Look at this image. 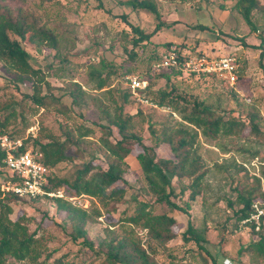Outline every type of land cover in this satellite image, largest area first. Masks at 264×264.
Returning a JSON list of instances; mask_svg holds the SVG:
<instances>
[{"label":"rangeland","instance_id":"1","mask_svg":"<svg viewBox=\"0 0 264 264\" xmlns=\"http://www.w3.org/2000/svg\"><path fill=\"white\" fill-rule=\"evenodd\" d=\"M128 0H26L17 1L13 6H22L39 13L46 26L54 30L58 37V49L35 45L17 39L27 51L32 67H39L45 73L46 83L40 93L48 97L43 107H35L27 95L33 91L35 77L21 75L0 62V121L8 113L5 134L12 139H20L26 147L33 146L32 140L41 138L43 143L50 139L65 142L68 157L58 162L53 172L57 176L71 177L76 166L88 160L106 168L110 159L102 139L115 141L120 138L117 128L110 124L109 130L101 129L96 122L99 117L115 118L135 114L129 129L143 138L147 146H154L161 157H172L167 142H158L157 136L165 127H180V115L144 105L133 98L124 97L125 84L123 71L146 78L150 93L158 98L160 91L182 95L189 101L202 102L219 113L231 112L245 117L246 110L253 106L261 115L260 127L264 132V41L258 46L260 33L264 39V9H254L252 19L257 31H251L235 7V0H152L159 17L143 9H132ZM264 4V0H259ZM122 15H125L123 20ZM162 23L149 40L133 46L136 37L132 26L139 27L144 33L154 30ZM132 25V26H131ZM204 25L205 28H196ZM245 42V43H244ZM166 43L177 47L186 55L202 54L208 58L225 55L236 57L239 67V80L229 86L218 77L199 75H172L169 84L165 79L153 76V63L165 53ZM130 51L134 56H130ZM169 71L172 69H161ZM157 71V70H156ZM104 77L108 74L107 84L97 87L96 73ZM78 83L84 91L79 103H74L69 94ZM233 88V89H232ZM103 124H108L102 120ZM154 131L155 135L153 134ZM197 154L201 157L208 173L201 181L200 193L189 200V179L182 180L168 174L172 186L179 197L171 200L186 211L172 210L166 203H155L154 196L147 191L139 162L133 155L125 160L129 166L121 187L123 195L110 199L106 207L99 199L86 195H66L72 205L86 209L92 216L85 225L88 238L97 246L99 239L111 237L121 232V224L109 226L111 222L133 212L135 198L143 199L153 205L156 214L170 213L177 221L175 230L181 232L190 220L201 231L205 250H199L194 241L184 242L180 235L166 244L154 242L156 258L161 264H264V254L254 248L251 252L240 253L241 247L250 242L249 230L236 231L233 228L232 208L236 192L244 184H254L253 175L260 177L264 171V139L251 136H223L206 138L198 133ZM140 148V147H139ZM240 166L245 168L240 169ZM4 173L5 167H1ZM0 177V183L2 182ZM264 189V176L260 179ZM188 201V203H187ZM232 201V207L229 204ZM14 218L18 209H23L29 231L45 216L62 221L63 213L56 212L55 204L48 199H20L12 204ZM188 205V206H187ZM97 210L100 216L93 215ZM109 210V212H107ZM62 223V222H61ZM47 224L42 239L43 253L37 261L25 259L17 261L7 257V264H52L57 259L80 260L78 246L70 239V224ZM111 232H107L108 227ZM141 243L147 245L146 230L134 228ZM42 231L37 233L39 236ZM208 253V254H207ZM49 255L47 258L46 255ZM225 259H228L225 260Z\"/></svg>","mask_w":264,"mask_h":264},{"label":"trees","instance_id":"2","mask_svg":"<svg viewBox=\"0 0 264 264\" xmlns=\"http://www.w3.org/2000/svg\"><path fill=\"white\" fill-rule=\"evenodd\" d=\"M17 1L26 0H0V62L4 63L9 69L21 75H29L35 77L33 91L28 98L34 103L35 107H43L48 101L46 95L40 93L42 84L46 83L45 73L39 67H32L27 51L22 47L17 39L10 37V33L17 36L21 41L32 43L35 45L46 46L54 50L58 49V37L53 29L46 26L41 15L35 11L28 10L22 6H13ZM52 1V0H42ZM128 4L132 9L148 10L155 14L158 18L159 14L155 3L152 0H128ZM235 7L241 14L244 21L249 25L251 31H257L252 19V11L254 9H264V4L259 0H235ZM125 20V15H122ZM162 23L158 22L154 30L150 33L142 32L139 27L132 26L136 37L132 39L133 46L138 43L147 41L150 37L161 28ZM204 25H198L196 28H205ZM258 38L261 46L264 39L260 33ZM245 43V42H244ZM166 48L163 53L170 49V43L165 44ZM134 52L130 51V56H134ZM264 55V51L260 52V56ZM162 56V55H161ZM161 56L156 59L157 63ZM132 69H125L123 77L131 73ZM148 72L152 70L153 76L158 75L165 79L169 84L172 75H181L179 70H157L150 67ZM96 73V83L99 89L107 84L108 74L101 77ZM135 75V74H134ZM188 75H196L190 73ZM147 84L144 90L140 91L142 95L149 101L160 106L168 107L170 112H176L180 115V127L174 129L165 127L160 135H156L158 142H167L172 152V157H161L155 152L154 146H147L143 143L141 135L129 129V124L134 115L141 114V110H137L135 114L125 117H99L98 124L101 129L109 130L110 124L117 128L120 135L119 139L109 141L102 139V146L107 152L110 159L107 161L106 168L88 160L80 163L75 167L72 176H57L53 172L54 166L68 157L66 154L65 142H59L50 139L43 143L41 138L32 140L33 144L38 145L37 150L43 153V162L49 167L50 174L46 189L50 191L63 190L68 197L86 195L93 199H99L104 207L110 199L120 197L124 191L121 187H116L120 182L125 181V174L128 171V164L125 158L133 155L140 164L143 178L147 182V191L154 196L155 203H166L172 210L185 211L177 203L171 200L172 197H179L172 186L168 174L179 180L188 178L187 188L190 189L189 200L195 199L200 193V185L203 178L208 173V168L204 167L201 157L197 154L199 145L198 133L206 138L215 139L219 135L223 136H251L256 139H264V132L260 127L261 115L255 107L250 106L245 117L235 116L231 112L219 113L212 107L204 105L202 102L195 100L189 101L182 95L174 92V87L169 91L162 90L158 98L149 95L150 87ZM213 77V75H203ZM238 76L239 67H238ZM239 80V77H238ZM49 85L48 83H46ZM74 88L69 91L74 103H79L84 94L78 83H73ZM233 89V88H232ZM124 97L131 98L132 95L127 87L124 90ZM133 98V97H132ZM135 102V99H132ZM155 108V107H154ZM158 109V108H157ZM13 112L8 113L2 121H0V134H5V126L7 120ZM102 120L108 124H103ZM155 135L154 131L152 130ZM140 147V148H139ZM35 148V147H34ZM22 149H24L22 147ZM5 167L4 152L0 149V177L2 182L13 181L14 178L9 177L7 173L1 170ZM241 170L245 168L240 166ZM246 172V171H245ZM264 176V171L260 177L253 175L254 184H244L242 188L236 187V197L234 204L237 207L232 208L233 228L239 231V223L250 212L253 201L264 199V189L261 188L260 179ZM3 183H0V264H7V257H11L17 261L25 259L37 261V258L43 253L42 239L45 236L44 227L47 224H56L62 226L70 224V239L79 247L80 260L74 259L62 261L57 259L52 264H161L157 258V249L153 245L166 244L170 240L180 235L184 242L194 241L199 250H205L201 242L205 238L201 231L197 230L193 223L188 220L185 229L177 232L176 218L170 213L156 214L153 211V205L143 199L135 198V206L131 214H127V210L123 211L122 217L117 221L111 222L109 226L121 224V232L115 233L111 237L99 239L97 246L88 238L85 225L92 216L86 209L72 205L68 200L59 197L36 196L32 199H48L55 204L56 212L63 213L62 223L57 221L55 217H44L36 225L33 231H29L28 225L24 222L26 219L23 209H18L14 218L11 214L14 211L13 205L20 202V197L10 191L2 189ZM188 203V201H187ZM232 207V201H229ZM188 206V205H187ZM109 212V210L107 211ZM93 215L100 216L99 211L95 210ZM108 227L107 232H111ZM140 227L146 230L147 245L141 243L134 230ZM246 229V228H244ZM250 242L241 247L240 253L251 252L252 248L264 254V219L261 222L259 230L253 228L248 229ZM42 233L37 236V233ZM208 252V251H207ZM208 254V253H207ZM49 255L47 254L45 258ZM44 259L42 263H46ZM212 264H217L214 258H211Z\"/></svg>","mask_w":264,"mask_h":264},{"label":"built area","instance_id":"3","mask_svg":"<svg viewBox=\"0 0 264 264\" xmlns=\"http://www.w3.org/2000/svg\"><path fill=\"white\" fill-rule=\"evenodd\" d=\"M156 70L175 69L188 74L213 75L231 87L238 82V62L233 55L208 58L202 54L186 55L177 47L170 49L153 66ZM125 86L132 97L139 103L149 105L164 111L168 107L158 106L145 98L140 91L146 87V80L137 75L128 74L123 77ZM174 114V112H172ZM22 147L24 149H22ZM0 149L4 152V164L8 176L13 181H6L2 189L10 191L20 197L48 196L66 199L63 190L50 191L45 187L50 174L49 167L43 162V153L33 146L26 147L25 143L16 138L12 139L7 134H0ZM69 199H71L69 197ZM264 219V199L252 202L249 214L240 221L239 230L244 228L259 230ZM228 261V259H225Z\"/></svg>","mask_w":264,"mask_h":264}]
</instances>
